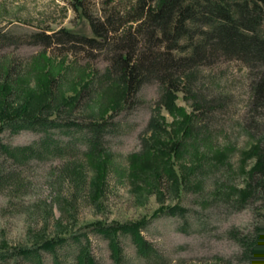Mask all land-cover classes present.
Here are the masks:
<instances>
[{
	"label": "rangeland",
	"instance_id": "obj_1",
	"mask_svg": "<svg viewBox=\"0 0 264 264\" xmlns=\"http://www.w3.org/2000/svg\"><path fill=\"white\" fill-rule=\"evenodd\" d=\"M134 2L0 0V102L9 108L25 106L34 114L48 103L45 116L54 112L57 100L79 96L72 114L61 116L78 122L89 120L85 114L107 108L109 91L97 90L109 83L102 75L113 44L73 40L61 31L94 37L89 20L102 23V28L118 25L121 31L130 24L121 25L130 18ZM258 70L235 58L197 68L190 91L178 93L175 100L183 112H162L165 129L159 143L150 142L146 130L159 99V84L152 79L141 86L130 107L104 116L114 127L104 135L99 153L85 155L83 133L58 130L49 134L68 146L43 157L15 160L0 149L1 173L13 175L0 185V248L29 246L55 233L69 235L98 221L150 219L160 209L178 205L180 214L162 213L142 230L164 264H264V199L258 191L259 176L249 173L255 161L251 147L256 140L264 143V109L252 90ZM88 81L93 91L80 97ZM192 108L200 140L195 149L166 163L181 136L182 114ZM43 135L4 129L0 141L24 146ZM169 163L182 181L178 190L164 169ZM247 184L252 193L241 199L238 190ZM87 236L98 264H115L106 241L92 232ZM121 244L127 264H138L129 237H122ZM74 252L73 246L62 248L69 260ZM42 259L51 264L48 254ZM15 264L31 263L19 259Z\"/></svg>",
	"mask_w": 264,
	"mask_h": 264
},
{
	"label": "trees",
	"instance_id": "obj_2",
	"mask_svg": "<svg viewBox=\"0 0 264 264\" xmlns=\"http://www.w3.org/2000/svg\"><path fill=\"white\" fill-rule=\"evenodd\" d=\"M127 15L130 18L125 19L121 25L126 22L130 24L121 31L118 25L102 28V23L97 25L91 20L89 23L94 37L82 36L67 30L61 31L69 39L81 37L90 44L94 42L101 45L113 44L114 52L109 57L110 64L102 75L104 81L109 83L105 89L97 90L98 94L109 91L105 103L108 107L104 110L103 106L92 110V115L85 114L89 119L87 122H78L64 120L61 116L66 113L72 114L78 107L79 96L57 100L52 108L55 113L48 111L45 116H42V113L44 110H50L48 103L34 114L25 110V106L9 108L7 104L0 102V132L4 129L11 132L30 129L44 133L38 141L30 145L12 146L0 141V149L7 157L15 160L43 157L44 154L68 146L60 140L53 139L49 134L51 130L68 135L81 132L84 134L85 155L99 153L100 148H104V135L114 127L104 116L110 111L130 107L136 101L141 86L152 79L159 84V99L148 120L146 130L150 133L148 140L159 143L158 136L165 129L162 112L168 114H173L177 110L183 112V109L176 105L177 94L185 95L190 91L193 80L191 76L197 68L210 65L220 58H235L249 67L259 68L252 90L255 100L259 99L258 103L264 109V0H135ZM96 75L97 73H94L91 81ZM91 81L82 86L80 97L86 90L90 93L93 91ZM8 87L12 88L9 85ZM8 87L3 86L4 89ZM51 102L53 103L54 99ZM192 106L196 109L194 105ZM193 108L188 114L185 112L182 114L184 124L181 136L173 142L171 155L168 154L169 159L165 161L166 163L170 162V158L176 159L188 152L189 148L195 149L200 140L198 129L192 123L195 114ZM94 114H99L100 118ZM256 141L249 154L255 158L249 173L251 176L254 174L259 176L258 191L262 193L264 199V143L261 140ZM160 147L158 146L159 149ZM166 153L165 151V156L161 157L162 160L165 159ZM164 169L172 178L175 190L180 189L182 181L176 174L174 166L169 163ZM12 179L13 175L3 174L0 170V185ZM238 192L241 199H245L252 193V188L247 184ZM182 210L178 205H169L155 212L150 219L162 213L178 215ZM150 219L127 222L98 221L87 225L83 231L78 230L69 235L55 233L41 237L29 246L2 247L0 264H15L19 259L31 264H45L42 259L43 253L50 256L51 264H98L90 251L88 232L97 234L106 241L109 256L115 264H127L121 244V238L124 236L129 237L133 244L138 264H164L161 253L142 234ZM66 246H73L75 251L71 260L68 258L70 255L62 253V248Z\"/></svg>",
	"mask_w": 264,
	"mask_h": 264
}]
</instances>
